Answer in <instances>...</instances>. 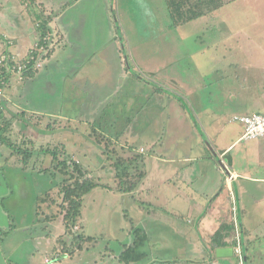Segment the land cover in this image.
<instances>
[{
    "label": "crops",
    "instance_id": "1",
    "mask_svg": "<svg viewBox=\"0 0 264 264\" xmlns=\"http://www.w3.org/2000/svg\"><path fill=\"white\" fill-rule=\"evenodd\" d=\"M0 1L5 2L4 7H2V2H0V38H7L10 44L9 50L18 55L20 59H23L26 53L28 54L36 45L35 42L39 33L38 30L36 31L38 16L44 19V10L48 12L49 28L54 34L53 37L57 38L58 45L53 50L54 56L46 61L45 68L32 81H45L49 84V89L45 90V93H47L46 97L52 98L49 100L51 103L55 98L54 96H56V92L53 89L58 88V92L61 89L69 91L71 94L65 93L66 98L63 101H69L67 99L69 96L70 99L76 97L74 104L75 106L79 105L77 112L80 113L77 121H87L89 116H84L86 114L84 109L91 112L97 110L93 107L87 108L89 102L87 96L95 94V90L99 89L95 88L94 90V88H91L90 83L99 84V80L109 78L110 74L111 80H114L113 84H116L117 89L106 90L105 93L108 97H112L115 100L120 96L121 91H123L121 96L129 91L132 96H135L136 89L131 91V89H123L124 86H120L121 84L125 85V81L128 79L129 72H127L126 68L128 67L126 64L130 62L131 65L133 58L127 48L126 51L124 50L127 55L123 56L124 51L121 52L123 48L121 46L122 41L115 35L117 29L115 22L117 21L119 24L118 18L115 17V21V14H113L115 12L113 10L115 0H112L111 6L104 5V1L101 0V3L94 6L90 14V27L87 29L89 43L87 49L91 48L92 50L90 51H85V47L77 44L79 42L74 40V28L77 27L71 23V18L68 16L71 13L74 18H82L79 12L83 8L82 6L85 5L84 2L86 0H36L35 7L32 6V9L36 12L31 9V11L29 10L30 13H27V17L23 18L20 16L22 14L19 13L21 11L19 9L20 6L17 7V0ZM39 6L43 9V14L38 11ZM15 30L18 32L15 39L12 37L13 42L6 34L11 35ZM209 31H212V28H209ZM98 33L101 35L98 36ZM121 35L123 37L122 31ZM209 35H211V32ZM167 37L169 38L170 36ZM183 41L187 44L188 37H184ZM221 42L223 43L222 48L218 47L216 43L208 46L209 54L206 61L203 62L202 59L195 61L199 68H197V73L193 74V76L181 67L171 70L172 72L169 73V64L175 62H168L166 58L158 61L160 63L159 68L151 66L158 63L154 62L147 64L142 70L146 75L156 77L157 80L160 79L165 84L171 83V86L177 89L174 93L181 96L184 100H186L185 97L188 98L189 96L194 98V104L192 103L193 106L190 107L195 119L203 129L204 136L220 156V159H223L232 169L234 176L233 181L227 179L224 169L219 167V163L211 156L209 151H205L203 136H201L200 131L195 128L194 124L190 123L191 120L182 104L180 105L177 100L172 98L168 99L167 96L166 98L162 97L163 94L169 95L162 93V91L156 90L159 93L153 92L151 85L142 88L144 96L142 105L146 110L149 109L139 115L137 121L143 122L142 126L151 128L152 122L158 118L160 127L164 130L161 133H163V138L165 139L160 143L170 139L175 144L188 145V148H179L175 154H167L164 144H161V149L156 146L157 144L160 145V143L155 142L153 139L156 138L155 134L148 142L149 152L152 150V153L145 160V178L139 183L137 189L131 193L135 194L136 192L138 195H129L131 203L138 206V209L137 207L136 209L134 208L135 213L144 211L147 214L141 221L139 218L135 219L133 217L135 214L132 215L131 211H127L130 220H134V225L141 229L144 228L152 238V241L150 240L143 249V253L146 256V259L142 262L143 264H146L145 262L148 260L149 264H163L166 262L182 264L181 262L175 263L170 261L171 259H166L165 255L169 254L166 251L167 248L154 244L161 237L152 235L153 227L159 228L160 232H165L166 234H169V232L181 234L182 237L179 239L180 247L186 249L188 258L192 259L195 256L199 259L200 248L203 245L205 251L203 253L208 257V264H219V261L226 260L218 259L217 257L211 258L209 252L214 247L213 240L223 238L224 241H228L231 236L230 233H233L234 237L237 238L238 235L240 237V232L242 231L246 244H251L252 248L254 246L253 250L250 248L247 251L249 256L259 250L255 248L257 245L253 244L255 239L261 241L263 244L261 246L263 251L261 252H264V139L244 140L243 126L234 122L235 117L255 113L264 115V64L263 61L259 60V57H253V59L248 60L247 57L239 54L241 56L237 59V54L235 55V53L238 51L234 50V54L231 55L233 50L232 52L228 50L227 39H222ZM5 44L7 45L6 42H4ZM187 46L189 45L187 44ZM2 47L4 46L0 43V48ZM124 47H126L125 44ZM133 70L136 72L135 69ZM50 71L55 76L53 81L56 87H51L50 81H48L51 78ZM27 84L28 82L22 88H27ZM179 85L182 88L181 91L178 88ZM205 87L206 93L203 92ZM22 88L12 89L10 92L12 98L15 94L27 91ZM153 94L158 97V103H156L157 97L152 100ZM38 96L42 97L40 91ZM160 97L165 100L163 106L160 104ZM83 101L86 102L84 103ZM69 105L68 109H63L62 111H72L71 100ZM152 105L154 107H151ZM130 106L131 111L134 105ZM148 112L154 117L148 115ZM182 128H188V131L178 132ZM195 129L198 132L196 135ZM164 133L166 134L164 135ZM197 137L202 139L193 143L194 139L197 140ZM184 138H191L192 141ZM131 140L137 142L138 135L132 136ZM198 146L200 147L199 151ZM239 146L240 149H238ZM235 150L238 151L234 152ZM221 155H223V158H221ZM3 161L4 165H2ZM7 161L8 158L0 155L1 168L8 166ZM18 164L11 168H20L19 170L23 171L24 167H20ZM151 192L156 194L150 196ZM137 197L139 200H137ZM146 197L150 199L147 202H143ZM238 200L240 202V212L237 205ZM149 204H155L156 207L153 208L155 210L143 208V205ZM233 206L237 209L236 217L238 222L232 223ZM169 207H174V209L169 211ZM93 208L94 206L91 203H89V209L86 205L85 213L83 212V220L84 216L93 211ZM109 208V214L112 215L113 205ZM238 212L241 214V220ZM101 213H97L98 216ZM102 215L104 217L107 216V214L103 213ZM125 218L127 225L123 226L121 230L131 231L130 220L127 217ZM110 220L112 222V218ZM231 224L234 225L232 226ZM230 225L231 232L229 231L230 229H225L230 227ZM221 230L223 231L220 232ZM43 233H47V231ZM219 233H223V235L217 237ZM228 234L229 236L227 237ZM39 236L37 239H32L33 244L37 240L39 243L35 248L36 252H32V258L28 259L29 264H45L42 257L46 258L50 253L49 249H53L47 243L45 247L41 246L38 248L42 244L40 241L42 237L39 238ZM42 236L47 237V239L53 237L52 234ZM163 236L165 241H171L167 235ZM110 237L112 238L113 236L110 235ZM128 237L130 240L132 239L131 235ZM209 240H212L211 244H209ZM129 241L126 244H121L117 241L121 246V253L124 245L132 242V240ZM2 242L3 240L0 238V243ZM225 243L229 247L228 243ZM16 249V247L13 248L11 244H8V251L11 257L6 264H13L14 260L17 262L22 257L24 258L25 254H19ZM55 251L56 249L52 250V254ZM109 252L116 253L114 250ZM37 255H42L41 261ZM67 261L73 262L74 260H61L60 263L69 264ZM87 262L89 264H122L119 258L113 260L104 259L102 261V259L98 260L91 257L87 259ZM138 263L142 264L141 262L133 264Z\"/></svg>",
    "mask_w": 264,
    "mask_h": 264
},
{
    "label": "rangeland",
    "instance_id": "2",
    "mask_svg": "<svg viewBox=\"0 0 264 264\" xmlns=\"http://www.w3.org/2000/svg\"><path fill=\"white\" fill-rule=\"evenodd\" d=\"M103 1L104 5L106 6H111L113 3L112 0ZM223 1L225 4H223L222 8H220L217 12H214L210 16L196 20L193 23L190 22L191 24L188 23L189 25L187 27L182 26L179 28L176 26V24H174L167 0H115V3H113L115 4V7H113V10L115 11L113 13L115 14L114 19L115 17L118 18L119 27L122 31L125 41L124 43L121 42V46L125 51L127 48L128 52L133 58L131 65L136 70L134 74L130 76L128 74V79L125 81V85L121 84L120 86H124L123 89H131V91L136 89L137 92H135V96L132 97L138 100L139 103L134 104L131 111H127L129 112L128 115H126V111L123 112V115L118 116L116 112V114L113 115L116 108L119 107L118 105H121L123 102L121 96L123 91H121L120 96L115 100L114 98L108 96H106V100H99L97 105L99 109L94 113L84 109V113H86L84 116H90L92 114L97 117V115L105 113L107 116L104 117L105 119L108 118L107 122L111 121V123L107 124L109 125V128H111V124L113 123L112 128L107 129L108 132H105V136H109L114 142H118L121 146L125 147L124 150L128 151V158L137 157L138 155H141V157L143 155L146 157L150 155L151 153L149 152L148 142L150 138L154 136V134L156 137L153 138L155 142L160 143L161 141L165 140L163 138V133H161L163 129L160 127L158 118L152 122L151 128L142 126L143 124H139L140 127L136 126L139 115L149 109L148 108L146 110L142 103H140V101L144 99L142 88L153 84L155 85V89H153L154 86L152 85L153 92H156V90L159 91L161 89L172 92H176L177 90L171 86V83L165 84L162 80H157L156 77L154 78L146 75L142 70H144V67L147 64L158 62L166 58V60L168 59V62H175L173 64H169V73L172 72L171 70L181 67L193 76V74L197 73V68H199L195 64V61L198 59H202L203 62L207 60V56L209 54L208 46H210V44L214 45L216 43L218 47L222 48V39H227L229 48L228 50L231 52L233 50L231 55L234 54L235 51H238L235 53V55L237 54V59L241 56H239V54H242L243 57H247L248 60L253 59V57H259V60L263 61L264 64V0ZM0 2H2V7H4L3 5L5 2ZM21 2L23 1L17 0V7L20 6L19 9L21 10L19 13L22 14L20 16L21 18L27 17V13L29 10L31 11V9H27V6L23 3L21 4ZM99 3H101V0H86L84 2L85 7L82 6L83 8L79 12V15L82 16V18H74L71 13L68 14V16L71 18V23L77 27L74 28V40L79 42L77 44L85 47V51L92 50L91 48L87 49L89 45L87 29L90 27V14L94 9V6L98 5ZM13 5L16 6L15 4ZM42 10L43 9L41 8L38 9V11L43 14ZM33 11L36 12L35 10ZM47 13L48 12H45L44 10V18L48 17ZM96 18L97 16L95 17V20ZM103 24H105V22H103ZM209 28H212V31H209ZM37 30L39 33L37 34L38 37L37 41L35 42L36 44L40 41L42 34L39 30L38 22L36 23V31ZM17 32L18 31L15 30V32L11 35H6L11 41H13V38L15 39V37H17ZM19 32L21 33V31ZM210 32L211 35H209ZM53 35L54 34L52 33H48L47 37V40L50 44L49 48L47 49H51V51L55 50L56 46L58 45V40L57 38H54ZM99 35L101 34L98 33V36ZM167 36L170 37L168 38ZM225 36L227 37L225 38ZM184 37H188L187 44L190 47L187 46L186 42L183 41ZM124 44L126 47H124ZM123 49H121V52ZM125 51L123 52L124 57L127 55ZM2 52L3 50L0 51V53ZM27 56L28 54L26 53L23 59H25ZM17 57L18 55L16 58ZM21 60L22 59H20V61ZM182 61L184 62L181 63ZM159 64L160 63L158 62L151 66L159 68ZM67 65L68 64L66 62V66ZM44 68L45 64L43 67H41V69L43 70ZM49 74L51 78H49L48 81H50L49 83L51 87H56L53 81V78H55L54 74L51 71ZM14 81L16 85L13 86ZM99 81L100 85L93 84L91 82V88H94V90L95 88H100L104 89V91L117 89L116 84H113L114 80H111V74L109 78ZM18 82L19 81L16 80L11 82L13 90L15 88L21 89L23 87V84ZM48 87L49 84L45 81L28 82L27 88H22L27 90L26 92L24 91L21 92V94H15L13 98L8 95L9 97H7V101L10 102V104H7V106L4 107V112L2 115L3 117L0 118L1 127L4 121H13L14 131L12 130L13 134L11 136L13 141L23 145L24 149L32 154L30 159L38 157V160L35 161L36 167L34 168L30 167L21 171L19 170L20 168L11 169L6 167L4 171H0V238L3 240V242L0 243V264H6L7 260H10L11 255L8 251V244H11L13 248L16 247V252L18 251L19 254H25L24 258L22 257L17 262L14 260L13 264H29L28 259L32 258V252H36L35 248L39 243L37 240L33 244L32 239H37L38 235H40L39 238L42 237L40 239L42 244L38 248L41 246L45 247L46 243L48 246L53 247V249H49L50 253L46 258H44V256L42 257L45 264H61V260H74L73 262L67 261L69 264H89L87 259H90L91 257H93V259L97 258L98 260L102 259V261L104 259H118L121 255V246L117 243V241L121 244H126L130 240L128 237L130 235V230H121L123 226L127 225L125 217L128 216V212L126 211H131L132 215L135 214L133 217L135 219L139 218L141 221L147 214L144 211L142 213H135V209L136 207L138 209V206L131 203L129 195L137 196L138 194L136 192L135 194H116L114 191L110 192L108 188L99 187L101 189L95 190L92 194L86 197L85 200L88 209L89 203H91L94 208L93 211L90 212L93 214L89 213L88 215L84 216V221L82 222L85 224V230H82L85 236V241L82 243L83 249L77 248L74 252L75 256H72L71 254L64 255L66 259L61 258L62 242L69 245L74 240V236L68 234V231L65 229V226L63 225V217L54 220L51 222V224L40 223V221L44 222L43 217L46 213H38L40 210V207L36 205V199L38 196H40L38 190L41 189L40 192L45 194L49 188H53L55 184H58L54 180H57L58 182L63 177H58L54 174H50L49 176L48 174L44 178V175L38 176V174L35 173V169H41L43 172L51 167L53 156L49 152L54 151L56 146L63 148V150L66 149L67 152H73L72 154L74 155L76 154V158L79 159V162L84 164L88 171H90V177H92L96 182L105 186L110 185L113 189L119 185L117 170L115 168L117 158L113 153L106 154V151H102L103 147L98 145L96 140H94V137L96 136L93 132H91L92 128L90 126V123H92L94 119L88 117L87 121H77L80 113L77 112L79 105L75 106L74 104L76 97H72L70 99L69 96L67 98L69 101H72V111H62L63 109H68L70 107L69 101H63L66 98L64 95L66 91L61 89V91L58 92V88L53 89L56 92V96H54L55 98L51 103L49 100L52 98L46 97L47 93H45V90L49 89ZM178 88L181 91L182 88L180 85ZM39 91L42 97L38 96ZM203 92L206 93V87L204 88ZM67 93L68 95L71 94L69 91ZM130 96V91L124 95V97L127 99H130ZM166 96L168 99L171 98V95H162L164 98H166ZM97 97L98 99H101V96ZM156 97L157 96L153 94L152 100H154ZM178 97L180 99L182 98L181 96ZM164 98L160 97V104L162 106L165 102ZM185 99L186 100L183 99V101H185L193 113L190 106H193L194 98L189 96L188 98L185 97ZM107 100L108 102H106ZM83 102L85 103L86 101ZM156 103H158V97L156 99ZM92 105V101L89 100L87 108L93 107ZM1 106L3 107V105ZM123 106L124 104H122L120 107ZM151 107L154 106L152 105ZM148 115L154 117L149 112ZM128 120H131V124L129 127L125 128ZM83 125V128H79V126ZM197 128L200 130L199 127ZM179 130L180 131L178 132H186L188 131V128H182ZM98 131H100V129H98ZM194 131H196V135L198 132L196 129ZM200 132L202 134L201 130ZM135 134H139L137 142L135 140H131L132 136ZM165 134L166 133H164V135ZM200 139L202 138L197 137V140L194 139L193 143L199 141ZM169 140L160 143V145L157 144L156 146L161 149V144H164L167 154H175V152H177V150L182 147L188 148V145L183 146V144H175L173 140ZM186 140L192 141L191 138ZM203 145L205 147V144ZM198 148L199 151L200 147L198 146ZM238 149H240V146ZM237 151L238 150H235L234 152ZM201 152H203V150H201ZM0 155L4 158H8V161L11 159V165H13V167L18 163L20 167H24L30 161L28 158L25 159L24 155H21L20 158L16 155L14 156L11 149H7L6 146L2 147L1 145ZM222 156L223 155H221V158H223ZM57 157L58 160H62L63 158L60 153ZM2 165H4V161L2 162ZM142 166V162L135 164L129 170L130 173L128 172L130 175L132 174V176L129 178H132V180L136 179L139 176V173L144 171L142 169H138ZM227 167L230 169L229 165H227ZM65 178L68 177L65 176ZM127 179L128 177L126 180ZM230 181H232V179H230ZM36 182H38V184H36ZM61 188L62 186H59V189ZM154 194L156 193L151 192L150 196ZM59 197L62 200L60 195ZM148 199L150 198L146 197L143 202H147ZM137 200H139L138 197ZM111 205H113L114 209L112 214V222L110 224L108 214L110 213L109 207ZM149 205L146 207L148 210H155L153 209L156 207L155 204ZM45 207L47 208V206ZM52 207L53 209L50 211V213L53 212L52 214L55 215L56 212V214H59L60 210L58 207H61L60 203L58 202ZM169 208V211L174 209V207ZM99 212L107 214V216L104 217L102 213L101 216H98L97 213ZM236 212L237 209L235 206H233L232 223L236 222ZM12 228L16 229L11 233L10 229ZM44 231H47V233H43ZM79 231L80 233L82 232L81 230ZM6 233H8V235ZM2 234H5V237H2ZM48 234H52L53 237L51 236V239H47V237L42 236H48ZM110 235L113 236V239L110 237ZM152 235H159L161 237V239L154 244L159 246L162 245L163 248H167L166 251L169 254L165 255L166 259H171L170 261L175 263L181 262L182 264H191V262L192 264H208V257L203 253L205 252L203 245L200 248L199 259L195 256H193L191 259L187 257L186 249L180 247L179 239L182 237L181 234H175L173 232L166 234L165 232H160L159 228L153 227ZM163 235H167L171 241H165L163 239ZM230 235L231 236L228 238L227 242L233 241V233H230ZM228 236L229 234L227 237ZM88 238H92L93 240L90 241ZM211 241L212 240H209V244L212 243ZM253 244L257 245L255 248H258L259 250L256 253H251L249 264H264V252H261L263 251L261 248L263 244L258 239H255ZM55 249V253L52 254V250L54 251ZM253 249L254 246L252 250ZM110 250H114L116 253H110ZM41 256L42 255H37L40 261ZM219 262V264H243L242 260H237L235 258L226 259L225 261ZM145 263L149 264V260ZM163 264L170 263L166 262Z\"/></svg>",
    "mask_w": 264,
    "mask_h": 264
},
{
    "label": "trees",
    "instance_id": "3",
    "mask_svg": "<svg viewBox=\"0 0 264 264\" xmlns=\"http://www.w3.org/2000/svg\"><path fill=\"white\" fill-rule=\"evenodd\" d=\"M23 4L27 6V9H32V6L35 7L36 0H22ZM169 10L172 15V19L174 21V24L176 26H186L190 22H194L196 20L202 19L204 17L212 15L214 12H217L220 8H222V5L225 4L223 0H167ZM39 9V8H38ZM33 10V9H32ZM38 25L39 30L42 33L40 37V41L31 49V51L28 53V56L25 59H22L20 61V57L14 54V52L9 50V42L6 37L0 38V43H2L1 49L3 50L2 53H0V60L2 57L5 58V63H0V88L4 90V97H0V118L3 116L4 107L1 105L3 103H10L7 101L8 95L11 96V90L13 89V86L16 85L15 81L13 83V86L11 85V82L13 80L19 81L18 83L25 84L26 82H30L36 78V76L42 71L41 67L46 64V61L49 60L52 56H54V52L51 51L49 48V41L47 40L48 33H52V31L49 28L50 20L49 18H41L38 16ZM115 25L117 27L115 35L117 38L119 37V40L122 42H125L123 40V37L121 35V30L119 29L118 22H115ZM115 36V37H116ZM4 42L7 43V45H4ZM44 49V50H42ZM20 61V64H19ZM19 66H22L24 69L21 73H18ZM127 72L131 73V68L127 64ZM132 67V66H131ZM10 90V91H9ZM97 95L93 94L91 96H87V100H91L93 103V108L99 109L98 101L99 100H106V93L103 89H97L96 91ZM97 96H101V99H98ZM108 102V100L106 101ZM96 103V105H95ZM124 106L118 105L119 107L116 108L114 111L115 115H123V112L126 111V115L129 114L130 111V105L135 104V99L133 97H130V99L124 98ZM95 110V109H94ZM96 111V110H95ZM95 111H92L91 113H94ZM109 111V110H107ZM118 111V112H117ZM116 112V113H115ZM102 113V112H101ZM107 116L105 113H102L101 115H90L89 117L94 119L92 123H90V126L92 128V131L96 137L93 139L96 140L97 144L102 146L103 150L106 151V154L113 153L116 156V163L115 168L117 170V176L119 179V185L116 188H111L110 185L105 186L98 182H96L92 177H90V171L84 166L82 162H79V159L76 158V154H72L70 152H67L66 149L63 150V148L56 146L55 150L52 152H49L53 156L52 165L48 170L41 171L35 169V173L40 175H44V178L49 174L57 175L58 177H63L58 182L57 180H54L57 185L55 184L53 188H49V190L42 194L40 190H37L40 194V196L36 199V205L40 207V210L38 213H46L43 217L42 224L47 223L50 224L54 220L63 217V225L65 226V229L68 231V234H71L74 236V240L68 245L67 243L62 242V256L61 258H64V255L71 254L74 255V252L77 248L83 249L82 243L85 241V236L82 230H85V225L82 223L83 215L85 213V207H86V197H88L90 194H92L95 190L102 188H108L110 192L114 191L116 194H131L134 192L139 183L143 181L145 178L146 173L142 171V173H139V176L132 180L129 177L130 175L129 170L138 162H142L143 166L138 168L144 170L145 166V160L146 156L138 155L137 157H130L128 158V151L124 150L125 147L121 146L118 142H114L109 136H105V132H108L107 129L109 128L108 123H111V121L107 122L108 118L105 119ZM80 121V120H78ZM82 121V120H81ZM80 121V122H81ZM96 121V122H95ZM159 121V120H158ZM100 122V124H99ZM131 124V120L127 121V124L125 125V128L129 127ZM139 124H143V122L138 121L136 123L137 127H140ZM76 125V124H75ZM83 126H79V128H83ZM100 129V131H98ZM12 130L14 131V123L13 121H4L2 127L0 126V145L6 146L7 149H11L13 151L14 156H18L19 158L21 155H24L25 159H29L27 165L24 166V169H28L30 167L34 168L36 167L35 161L38 160V157H34L30 159V152L24 149V146L19 144L18 142L13 141L12 139ZM139 135V134H138ZM93 136V135H92ZM112 136V135H110ZM120 137V136H118ZM127 141V140H126ZM29 144V143H26ZM49 144V143H48ZM105 148V149H104ZM132 148V147H131ZM130 148V149H131ZM133 152V151H132ZM63 156L62 160H58V154ZM131 153V152H130ZM152 153V150L150 151ZM149 156V155H148ZM102 158V157H101ZM99 158V159H101ZM141 158V159H139ZM33 159V161H32ZM139 160V161H138ZM8 162L9 168L13 167L11 165V159ZM15 167V166H14ZM6 168L2 167L0 168V171H4ZM13 169V168H11ZM129 172V173H128ZM67 176L68 178H65ZM128 179L126 180V178ZM40 183V182H39ZM38 184V182H36ZM59 186H62L61 189H59ZM110 186V187H109ZM60 193V194H59ZM59 195L62 197V200L60 199ZM60 203L61 207L59 208V214L55 212V215L50 213V211L53 209L52 206H54L56 203ZM47 206V208L45 207ZM59 206V205H58ZM148 205H143L145 209H147ZM52 207V208H50ZM110 209V208H109ZM84 212V213H83ZM127 212V211H126ZM61 213V214H60ZM54 216V217H53ZM128 220H130L129 216H127ZM130 224L132 226V229L130 231V235L132 237V242L128 245H124L123 251L119 257V260L122 264H133L137 262H143L146 259L145 254L143 253L144 247L147 245V243L152 239L150 235H148L147 231L144 228H139L134 225V220H130ZM233 226V224H231ZM231 225L230 227H226L225 229H230L231 232ZM14 228L10 229V231H13ZM81 230L82 232L80 233ZM224 230V229H223ZM221 230L220 232H222ZM228 231V232H229ZM80 233V234H79ZM8 235V233H6ZM5 234H2V237ZM129 235V236H130ZM223 233H219L220 237ZM88 240H93L92 238H88ZM152 241V240H151ZM214 244L213 246L216 247H227V244L224 241L223 238L213 240ZM229 245L235 247L238 244V239L234 237L232 242H227ZM218 244V245H217ZM252 248V245L247 243L246 244V250L249 251V249ZM75 256V255H74ZM243 256V264H245V257ZM250 261V256L247 257ZM237 260H241L240 257H237ZM239 262V261H238ZM248 264V263H247Z\"/></svg>",
    "mask_w": 264,
    "mask_h": 264
},
{
    "label": "water",
    "instance_id": "4",
    "mask_svg": "<svg viewBox=\"0 0 264 264\" xmlns=\"http://www.w3.org/2000/svg\"><path fill=\"white\" fill-rule=\"evenodd\" d=\"M123 49V48H122ZM123 51H124V49H123ZM135 72L132 70L131 71V73L129 72V76L130 75H132V74H134ZM151 85V84H150ZM153 85V84H152ZM151 85V86H152ZM154 87H155V85H153ZM166 90V89H165ZM159 91H162V93H166V94H169V95H171V98L172 99H174V100H176L177 99V101L179 102V104L181 105H183V107L185 108V110L187 111V113H188V117H189V119L191 120V123H193L194 124V126H195V128L196 129H198L197 127H199L200 128V130L202 131V134H201V136H203V140H204V144H205V149L207 150V151H209L210 152V154H211V156L213 157V158H215L216 159V161L219 163V165H220V167H221V169L223 168L224 169V174H225V176L227 177V179H232V181L234 180V176H233V173H232V170L231 169H228V167L226 166V165H224V164H222V161H221V159H220V156L217 154V152H216V150L214 149V147H213V145L209 142V140L204 136V131H203V129L201 128V126H200V124L197 122V120L195 119V117H194V114L191 112V110H190V108H189V106L185 103V101H183V99L181 98H179L178 96H177V94L176 93H174V92H172V91H169V90H166V91H164V89H161V90H159ZM66 93H67V91H66ZM173 93V94H172ZM175 94V95H174ZM130 97H132V95L130 96ZM122 98H123V102H122V104L124 103V95L122 96ZM133 99H135V98H133ZM144 100V99H143ZM143 100L142 101H140V103H142L143 102ZM139 103V101L138 100H136L135 99V104H138ZM7 104L9 105L10 103H3L2 105H3V107H5V106H7ZM134 105V104H133ZM188 107V108H187ZM189 122V121H188ZM199 130V129H198ZM199 130V131H200ZM201 133V132H200ZM227 167V168H226ZM237 205H238V210H239V212L241 211V208H240V202H239V200L237 201ZM112 214H113V212H112ZM99 216H101V214L99 215ZM110 218H112V215L111 214H109V219ZM239 218H240V220H241V214L239 213ZM109 222H110V224H111V220H109ZM110 224H109V227H110ZM240 239H241V244H242V253H243V255H244V257L246 258L245 259V264H249V260H248V258L247 257H249V255H248V252H247V250H246V242H245V239H244V237H243V235H242V231L240 232ZM228 246L229 247H212V250L209 252L210 253V256H211V258H213V257H217L218 259H233V258H235V259H237V255H236V252H235V248L237 247V246H235V247H233V246H231V245H229L228 244Z\"/></svg>",
    "mask_w": 264,
    "mask_h": 264
},
{
    "label": "built area",
    "instance_id": "5",
    "mask_svg": "<svg viewBox=\"0 0 264 264\" xmlns=\"http://www.w3.org/2000/svg\"><path fill=\"white\" fill-rule=\"evenodd\" d=\"M44 50V49H42ZM5 58L2 57L0 60V63H5ZM23 67L19 66L18 68V73H21L23 71ZM4 90L0 88V97H4ZM234 122L240 123L243 126L244 129V134H243V139L246 141H254V140H261L264 139V115L255 113L247 116H241V117H235ZM222 164L226 165L225 161L221 159ZM230 168V167H229ZM236 221L237 217H236ZM238 244L237 247L235 248V252L237 257H240V259H243V253H242V244L240 237L238 235Z\"/></svg>",
    "mask_w": 264,
    "mask_h": 264
},
{
    "label": "clouds",
    "instance_id": "6",
    "mask_svg": "<svg viewBox=\"0 0 264 264\" xmlns=\"http://www.w3.org/2000/svg\"><path fill=\"white\" fill-rule=\"evenodd\" d=\"M128 65H129V67L131 66V65H130V62L128 63ZM126 66H127V64H126ZM133 69H134V68L131 67V70H133ZM133 71H134V70H133ZM134 72H135V71H134Z\"/></svg>",
    "mask_w": 264,
    "mask_h": 264
},
{
    "label": "flooded vegetation",
    "instance_id": "7",
    "mask_svg": "<svg viewBox=\"0 0 264 264\" xmlns=\"http://www.w3.org/2000/svg\"><path fill=\"white\" fill-rule=\"evenodd\" d=\"M212 263H214V262H212Z\"/></svg>",
    "mask_w": 264,
    "mask_h": 264
}]
</instances>
